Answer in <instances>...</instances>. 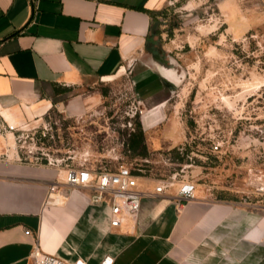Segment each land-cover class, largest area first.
I'll return each instance as SVG.
<instances>
[{"label":"crops","instance_id":"obj_1","mask_svg":"<svg viewBox=\"0 0 264 264\" xmlns=\"http://www.w3.org/2000/svg\"><path fill=\"white\" fill-rule=\"evenodd\" d=\"M164 1L0 0V128L16 126L0 135V264H32L35 241L86 264H264V211L205 197L196 184L194 198L179 200L176 184L156 193L157 183L139 176L147 193L137 218L111 227L106 203L92 202L87 187L62 184V168L16 157L22 125L46 124L56 105L64 119L84 112L91 98L78 88L127 70L146 105L144 131L162 121L174 81L163 57L168 49L150 33L151 14ZM255 5L216 0L235 36L260 19ZM162 138L150 137L152 147L165 144ZM56 151L50 155L60 157Z\"/></svg>","mask_w":264,"mask_h":264},{"label":"rangeland","instance_id":"obj_2","mask_svg":"<svg viewBox=\"0 0 264 264\" xmlns=\"http://www.w3.org/2000/svg\"><path fill=\"white\" fill-rule=\"evenodd\" d=\"M255 3L260 19L235 36L216 0H165L151 14L150 33L161 50L168 49L163 57L174 81L160 108L162 121L144 131L139 109L146 105L127 70L78 88L91 98L78 115L64 119V108L54 106L46 123L53 137L40 144L47 145L43 150H57L74 165L125 164L155 183L175 173V181H193L205 197L264 211V191L258 189L264 180V4ZM138 122L144 148L132 150L126 139ZM150 137H163L165 144L154 148ZM216 141L221 142L217 151L211 147ZM71 146L73 152L65 154Z\"/></svg>","mask_w":264,"mask_h":264},{"label":"built area","instance_id":"obj_3","mask_svg":"<svg viewBox=\"0 0 264 264\" xmlns=\"http://www.w3.org/2000/svg\"><path fill=\"white\" fill-rule=\"evenodd\" d=\"M264 3V0H262ZM139 109V113H142ZM128 121V125H130ZM13 123H7L5 128H0V135L6 131L15 130ZM51 126L47 128L46 124L38 126L22 125L15 135L14 148L16 149V157L33 163H46L63 169L62 184L84 186L92 192L90 199L92 202H105L109 212L110 223L113 226L120 225L125 219L135 220L140 210L141 198L147 192L140 189L138 185V175L130 167L120 164L116 168H110L108 165L102 166L100 169L89 168L85 164V160L77 164L67 163L61 157H53L43 150L42 142L46 138L53 137V132H49ZM41 144V145H40ZM220 141L211 144L212 149L219 150ZM176 174L173 173L168 180L159 181L154 192L163 193L173 185H177L175 197L179 200H189L195 197V184L189 179L175 181ZM60 182H53L48 187V196L58 189ZM260 191H264V180L258 187ZM30 230L26 229L25 234H29ZM32 264H86V262L77 258L68 261L55 254L44 252L38 242L35 241L30 254Z\"/></svg>","mask_w":264,"mask_h":264},{"label":"trees","instance_id":"obj_4","mask_svg":"<svg viewBox=\"0 0 264 264\" xmlns=\"http://www.w3.org/2000/svg\"><path fill=\"white\" fill-rule=\"evenodd\" d=\"M45 141V140H44ZM126 142L128 144V146L130 147V149L134 150L137 146L142 145V147L144 148V133L143 130L140 126V123H137V131L136 132H132L129 134V137L126 139ZM45 146H47L46 144H44ZM144 150V149H143ZM179 150L176 151V155L179 158V160L183 161V156H180L179 154ZM140 155H143L144 157L146 156L145 152L140 153ZM107 165V163H101L98 167L95 166H89L87 165L89 168L92 169H100L102 166ZM138 175L141 176L140 173H137Z\"/></svg>","mask_w":264,"mask_h":264}]
</instances>
